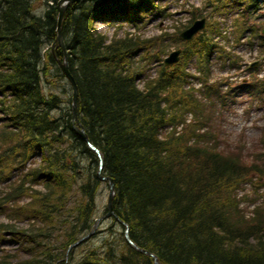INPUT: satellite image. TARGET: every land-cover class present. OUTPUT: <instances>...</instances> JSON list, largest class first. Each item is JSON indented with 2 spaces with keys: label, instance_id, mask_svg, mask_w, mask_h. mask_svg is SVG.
Here are the masks:
<instances>
[{
  "label": "trees",
  "instance_id": "16d2710c",
  "mask_svg": "<svg viewBox=\"0 0 264 264\" xmlns=\"http://www.w3.org/2000/svg\"><path fill=\"white\" fill-rule=\"evenodd\" d=\"M39 1L45 4L41 14L35 10ZM57 1L0 0V180L20 171L0 196V214L9 220L0 223V264H154L149 253L159 264H264V211L258 208L246 218L235 195L246 181H253L254 189L264 186V150L248 164L240 153L220 150L217 134L203 130L209 121L206 102L184 88L187 62L196 56L204 76L214 48L216 29L209 22L191 40L179 37L205 17L202 9L193 8L191 21L173 35L147 39L127 32L106 42L94 28L97 21L139 29L149 15L171 14L161 0L72 2L60 26L64 52L56 41ZM230 1L249 12L264 2L205 0L204 5L219 11ZM171 44L181 49L179 61L171 67L160 63L157 76L137 87L146 71L140 63L160 61ZM65 60L77 88L79 122L99 155L72 126L71 85L70 95L62 91L66 98L42 90L53 69L65 79L59 66ZM204 95L208 105L215 104L219 85L206 86ZM188 112L193 119L177 133L175 125ZM260 143L264 149V131ZM37 154L41 162L23 171ZM100 160L101 175L114 184L116 217L103 242L75 258L82 245H71L95 223ZM36 184L43 190L32 187ZM22 197L30 200L15 203ZM20 222L29 226L18 227ZM125 225L137 248L126 239ZM3 241L16 249L1 247Z\"/></svg>",
  "mask_w": 264,
  "mask_h": 264
},
{
  "label": "rangeland",
  "instance_id": "374dc122",
  "mask_svg": "<svg viewBox=\"0 0 264 264\" xmlns=\"http://www.w3.org/2000/svg\"><path fill=\"white\" fill-rule=\"evenodd\" d=\"M172 1L173 0H161V4L163 7H165L168 10V9H170V6L172 5ZM44 9H45V4L43 2H40V1L36 2L35 10L37 13H39V14L43 13ZM174 18H177V17H174ZM158 20H159L158 17L150 15L148 17V19H146V22L142 28H140L138 30L133 28V27H130L131 29H126V28L121 29V33L119 32V36H124L123 33H127L130 31L129 34L130 33H133V34L138 33V34L146 35L145 38L149 39L152 37H157L159 35L160 36L167 35V34L173 35L178 31L177 28L180 27V26H178V23H175L174 24L175 26H173V25H166L165 26L164 24H162V25H164V29L167 28L166 32H164L163 29H161L159 27V25H157ZM211 22L213 23L214 21H211ZM95 28H96L97 32H104L105 31L106 34H111V32L113 31L112 27H108L106 24H104V22H101L99 25L96 24ZM161 33H165V34H161ZM170 48H171L172 52L178 50V48H176L175 44H171L169 49ZM133 61L137 62L136 59H134ZM197 62L194 64L195 67H197ZM146 63L143 62L142 64L141 63L140 64L145 66ZM206 67L208 68V71L205 73V75L203 77H201L203 75L202 72L200 74L197 73V80L202 81L205 78L204 82H208L207 84H210L214 78H217V82L227 83L229 81H233V78H232L234 76L233 72H229L226 76H223L220 73L221 71H225L227 66L226 67L222 66V63H220L217 58L208 59V61H206ZM211 68H212V70H211ZM58 74L59 73L55 69H53L52 70V76L49 77V79H50L49 82L48 83L44 82V81L42 82V90L45 93H49V92L58 93L61 95L62 98H66V96L63 95L62 91H63V89L68 90V95H70V84L66 80V78L62 79V78H60V76ZM149 77H150V74L145 72L142 75V79L136 80V83H138L140 85V88H142L145 80ZM185 87H184L185 89L188 88L187 86H185ZM205 91H206V89L203 91L200 90L198 92H195V96L197 95V97L200 98L198 93H201V92L205 93ZM66 95H67V93H66ZM202 100L204 103L206 102L204 111L207 113V116L209 119L208 126L204 127L203 130L208 129L210 127V131L214 134H217L218 139H219L220 150L225 151L226 153H228L229 151H235L237 153H240V157L242 158V160L246 164H248V162L251 163V160L254 159V156L258 152H262L264 150L261 146L260 139L251 140V138L253 136H255V137L258 136V133H259L258 123H260L261 121L264 122V120H263L264 119V111L258 110L257 107H255L251 110H248L244 106V104H241L240 101H238L235 105H231V103H229L225 106V104L221 105L220 103L208 105L209 104L208 99L207 100L202 99ZM189 114H191V113L190 112L186 113V116ZM165 130H166V128L164 129V131ZM160 132H162L164 134V132L162 130H160ZM258 144H260V145H258ZM237 145H244V148H241V151H240V150H238L239 147ZM252 177H254V175ZM9 181H10V179H8V182ZM4 182L8 183L6 181H4ZM250 184L251 183H248L247 186L243 185V188L247 187L245 190L242 189L240 186L237 188V196L240 199V203L238 204V206L243 211V214L246 218L250 217L253 212L243 210L240 206H243L246 204V200H243V196H244V193H247L248 195H250V192H251ZM9 185H7V188L9 187ZM4 194L5 193L2 192V190L0 188V196L4 195ZM107 199H108V186L105 182H103V184L101 185V188H100V190H99V192L95 198L94 218L98 220V225L91 235L93 237H91V238L88 237L85 241H83L80 244V245H82V247L76 248V250L74 252L75 258L80 257V255L83 253L84 249L96 247L103 242V237L105 234V228L110 223V218L101 219V217L104 215ZM15 203L18 204L19 202L16 201ZM7 220L8 219L5 217V215L0 214V223H6ZM19 225H17V226L24 228L26 226H29V223L28 222H22ZM92 229H94V225H93ZM92 229L90 231H92ZM90 231L88 233H90ZM63 232H64V229L62 231L59 230V233H63ZM88 233H86L83 236H86ZM83 236H81V237H83ZM6 237L8 239L9 236H6ZM1 247L13 252L17 246L12 244V243H8V242L3 241L1 243ZM23 255L24 254L21 253V257H24Z\"/></svg>",
  "mask_w": 264,
  "mask_h": 264
},
{
  "label": "water",
  "instance_id": "95a60500",
  "mask_svg": "<svg viewBox=\"0 0 264 264\" xmlns=\"http://www.w3.org/2000/svg\"><path fill=\"white\" fill-rule=\"evenodd\" d=\"M78 0H58L57 2V7L59 10L58 13V18H57V42L58 45L64 50L65 52V47H64V42L61 36V30H60V26H61V22H62V18H63V13L64 10L67 6L68 3L70 2H76ZM205 26V18H201V19H197L195 20L191 26H189L188 28H186L185 30H183L180 33V37L186 41L190 40L193 36H195L201 29H203ZM181 50L178 49L176 51L171 52L165 59H164V65L165 66H172L173 64H175L178 60H179V54H180ZM60 68L63 72V74L65 75V78L70 82L71 86H72V125L74 127V130L85 140L88 142V145L91 149H93L94 151H96L99 155L98 149L95 148L91 143H89L87 136L84 132V129L82 127V124L79 122L78 116H77V112H76V100H77V88H76V84L71 76V74L69 73L68 70V64L67 61H65L64 63H60ZM101 162V161H100ZM101 168H102V164L100 163L99 166V170L97 172L98 177L102 180V181H108V200H107V213L103 216V217H116L113 209H112V197L114 195V184L111 178L107 177V176H102L101 175ZM98 225V220L95 221V225H94V229H92V231H90V233H88L86 236L81 237L78 241H76L72 246H75L81 242H83L84 240H86L88 237H90L93 233V231L96 229ZM125 237L126 239L129 241V243L131 245H133L134 247H136L132 241L129 239L128 234H127V226L125 225ZM137 248V247H136ZM143 253H147L144 250ZM149 255L151 257H153L154 260V264H159L157 261L156 256H154L153 254L149 253Z\"/></svg>",
  "mask_w": 264,
  "mask_h": 264
}]
</instances>
